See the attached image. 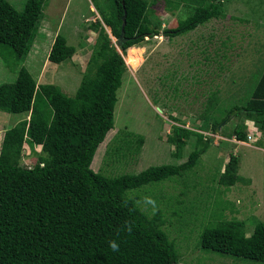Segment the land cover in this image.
<instances>
[{
    "label": "trees",
    "instance_id": "16d2710c",
    "mask_svg": "<svg viewBox=\"0 0 264 264\" xmlns=\"http://www.w3.org/2000/svg\"><path fill=\"white\" fill-rule=\"evenodd\" d=\"M156 1L102 0L101 8L90 0L120 52L98 22L90 26L96 37L85 72L69 97L54 85H36L20 65L39 26L45 0H25L21 11L0 0V59L15 73L12 83L0 84V112L28 115L4 132L0 144V264H177L175 245L160 229L159 215L149 217L134 202L137 196L133 199L127 192L189 172L211 139L178 165L150 166L137 174L116 176L90 168L96 148L112 129L116 91L125 70L121 54L144 37L156 36L148 21L149 6ZM162 1L168 11L180 5L191 9L175 28L163 31L174 37L219 17L228 0ZM73 52L57 34L46 60L60 64ZM214 99L206 100L203 117L213 109ZM239 102L226 109L223 118L212 121L211 129L236 119L227 138L246 142L243 123L251 121L264 149V68L250 96ZM170 128L169 141L178 152L191 132L180 126ZM129 133L135 138L137 153L143 138ZM23 140L39 151L31 167L19 163ZM22 149L27 147L23 144ZM120 149L113 154L117 156ZM237 171V157L230 154L217 176V186L226 190L243 182ZM217 227L228 231L229 255L264 264V221L256 222L247 237L240 222H222ZM110 241L118 244L117 251L109 246Z\"/></svg>",
    "mask_w": 264,
    "mask_h": 264
},
{
    "label": "rangeland",
    "instance_id": "374dc122",
    "mask_svg": "<svg viewBox=\"0 0 264 264\" xmlns=\"http://www.w3.org/2000/svg\"><path fill=\"white\" fill-rule=\"evenodd\" d=\"M6 1L21 11L25 0ZM95 2L102 8V0ZM149 10V27L156 36L144 37L121 54L125 70L116 91L112 129L96 148L90 168L116 176L137 174L150 166L178 165L191 151L201 148L204 140L211 139L189 172L130 190L127 196H137L134 202L149 217L159 215L160 229L175 245L177 264H262L229 255L228 231L217 225L240 222L247 237L256 222L264 221V154L227 139L238 120L222 123L215 130L210 124L223 118L233 104L241 103L245 88L264 65V0L223 2L219 17L174 37L163 31L175 28L178 20L191 13L190 7L180 5L168 11L163 1L157 0ZM95 22L119 52L116 39L102 25L90 0H45L39 26L20 65L36 85H54L71 97L86 69L96 37L90 26ZM57 34L74 52L60 64H52L46 57ZM250 66L245 80L244 70ZM14 78L15 73L0 59V84L12 83ZM213 97V109L203 117L206 100ZM27 117L0 112V144L4 132ZM243 124L246 136L255 132L246 141L255 142L258 133L253 123ZM171 126L191 132L178 152L169 141ZM129 132L143 138L137 153ZM117 147L121 149L116 156ZM19 152L23 167H31L39 155L27 140ZM230 154L238 158L243 182L224 190L216 180Z\"/></svg>",
    "mask_w": 264,
    "mask_h": 264
},
{
    "label": "crops",
    "instance_id": "0c3cea01",
    "mask_svg": "<svg viewBox=\"0 0 264 264\" xmlns=\"http://www.w3.org/2000/svg\"><path fill=\"white\" fill-rule=\"evenodd\" d=\"M263 68H264V65H263V67H262V69L260 70V72L256 75V78H254V79H251V77H250V81H251V83L250 84H248V86H247V88H245V92H244V96H241V98H239V99H247L249 96H250V94H251V92H252V89H253V86L255 85V83H256V81H257V79H258V77H259V75L262 73V70H263ZM247 69H248V71H247ZM251 66H250V68L248 67V68H246V70H244L245 71V80H247L248 79V77H249V74H250V72H251ZM232 120V119H231ZM248 121V120H247ZM246 122V121H245ZM248 122H251V121H248ZM256 129V128H255ZM257 131V130H256ZM255 132H253L252 133V131L250 132H248V135H250V136H253V134H254ZM257 133H258V137L256 138V140H255V142H253L252 143V141L250 140V141H246V142H238V143H240V145H245L246 147H250V150H253V151H255L256 153H258V154H264V149L262 148V147H260V145H259V137H260V133L257 131ZM255 135V134H254ZM229 141H232V142H237V141H235L232 137H230V138H227ZM232 147H234L233 146V144H230ZM249 150V149H248ZM264 158V157H263ZM238 159V158H237ZM238 172V171H237ZM252 177H249L248 179H251ZM252 181V183H253V179H251Z\"/></svg>",
    "mask_w": 264,
    "mask_h": 264
},
{
    "label": "clouds",
    "instance_id": "9594fccd",
    "mask_svg": "<svg viewBox=\"0 0 264 264\" xmlns=\"http://www.w3.org/2000/svg\"><path fill=\"white\" fill-rule=\"evenodd\" d=\"M252 126H253V125H252ZM148 202L154 204V201L149 200ZM109 246H110L114 251H117V250H118V247H119L118 244H117L115 241H110V242H109Z\"/></svg>",
    "mask_w": 264,
    "mask_h": 264
},
{
    "label": "water",
    "instance_id": "95a60500",
    "mask_svg": "<svg viewBox=\"0 0 264 264\" xmlns=\"http://www.w3.org/2000/svg\"><path fill=\"white\" fill-rule=\"evenodd\" d=\"M124 17H125V14L123 13L122 17H121V26H120V36L122 34V29H123V26H124ZM120 52V51H119Z\"/></svg>",
    "mask_w": 264,
    "mask_h": 264
},
{
    "label": "built area",
    "instance_id": "2783aa9c",
    "mask_svg": "<svg viewBox=\"0 0 264 264\" xmlns=\"http://www.w3.org/2000/svg\"><path fill=\"white\" fill-rule=\"evenodd\" d=\"M250 137H251V136H250V135H248V136H247V140H249V139H250Z\"/></svg>",
    "mask_w": 264,
    "mask_h": 264
}]
</instances>
